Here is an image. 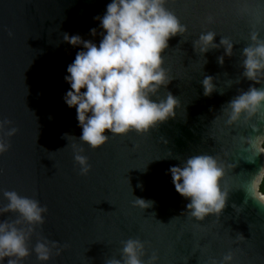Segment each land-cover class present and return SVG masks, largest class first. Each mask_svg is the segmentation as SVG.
<instances>
[{"label": "water", "instance_id": "95a60500", "mask_svg": "<svg viewBox=\"0 0 264 264\" xmlns=\"http://www.w3.org/2000/svg\"><path fill=\"white\" fill-rule=\"evenodd\" d=\"M110 2L0 0V120L12 121L0 132L10 144L0 154V206L8 203L4 191H16L47 207L44 223L34 226L28 242L31 254L20 264H105L121 258L122 241L129 238L145 242V264L153 252L156 264H211L213 259L220 264L230 251V264H264V205L251 198V178L264 167V153L255 148L257 137L264 140V110L247 120L242 115L232 125L221 111L241 91L264 88V77L256 83L242 75L250 32L264 38V0H166L187 31L169 40L163 66L172 81L151 98L158 101L171 92L180 104L176 116L146 134L107 132L108 141L93 149L79 141L76 108L64 101L70 90L67 67L84 49L64 42L63 34L99 45L103 30L94 18L102 17ZM207 31L217 33V44L222 36L230 38L233 55H224L223 47L199 55L193 41ZM222 55L221 66L217 57ZM204 76L215 77L223 95L204 96ZM12 127L16 134L4 135ZM65 133L77 139L67 140ZM72 143L84 148L81 154L91 166L87 175H80ZM205 153L224 166L221 183L229 196L218 219L209 215L196 221L169 169ZM137 197L154 204L135 207ZM233 204L243 210L235 211ZM17 215L5 213L0 220ZM41 239L58 242L61 254L53 249L48 261H39L33 249Z\"/></svg>", "mask_w": 264, "mask_h": 264}, {"label": "clouds", "instance_id": "9594fccd", "mask_svg": "<svg viewBox=\"0 0 264 264\" xmlns=\"http://www.w3.org/2000/svg\"><path fill=\"white\" fill-rule=\"evenodd\" d=\"M94 19L100 22L103 30L99 45L68 33L63 34V41L72 46L82 45L84 49L77 52L74 61L67 67L69 75L64 79L70 84V90L66 92L64 101L68 107L76 108L77 120L82 128L79 141L96 149L108 141L107 132L146 134L176 116L175 110L180 104L171 92L158 101L151 97L156 96L161 87L167 88L171 83L169 70L163 66L164 54L169 40L177 35L183 36L187 27L166 7V0H111L106 13ZM208 19L212 21L211 17ZM90 32L93 36L97 34L95 28ZM216 35L214 31L201 33L193 41L194 50L203 56L210 50L223 47L224 55L232 56L234 42L222 36L217 44L214 42ZM249 37L250 43L242 49V75L260 83V78L264 77V38L256 30L251 31ZM224 55L217 57L221 66ZM204 61L206 64L207 60ZM214 80L213 76H204L201 81L204 96H211L217 91L223 95L224 91L217 89ZM231 84L232 81H229V86ZM261 110H264V88L251 86L230 100L221 111L227 116L225 123L232 125L242 115L247 120ZM11 123L10 120H0V132ZM17 131L12 127L4 135L11 137ZM63 138L77 139L67 133ZM261 143L264 140L257 137V154L264 153ZM9 147L10 144L0 135V154L8 151ZM71 147L74 160L80 166V175H87L91 166L88 158L81 154L84 148L76 143H72ZM169 171L177 193L190 200L186 205L190 217L196 221H203L209 215L219 218L227 205L229 192L223 189L221 183L225 168L215 156L206 153L192 155L181 166H172ZM3 196L8 203L0 206V215H18L14 220H0V261L8 258L7 264H20L31 254L28 242L34 226L44 223L42 214L47 212V207H41L38 200L22 197L16 191H4ZM251 198L264 205V167L251 178ZM153 204V201L138 197L133 201V206L143 210ZM232 207L237 212L243 210L235 204ZM239 238L244 239L241 234H238ZM122 245L121 258H110L105 264H145L142 260L146 255L145 242L129 238L122 241ZM53 249H56L57 256L61 254L58 242L41 239L33 251L43 262L51 258ZM158 259L157 253L153 252L147 264H156ZM232 260L233 253L230 251L220 264H230ZM211 264L218 262L213 259Z\"/></svg>", "mask_w": 264, "mask_h": 264}, {"label": "trees", "instance_id": "16d2710c", "mask_svg": "<svg viewBox=\"0 0 264 264\" xmlns=\"http://www.w3.org/2000/svg\"><path fill=\"white\" fill-rule=\"evenodd\" d=\"M263 148H264V143L262 144Z\"/></svg>", "mask_w": 264, "mask_h": 264}]
</instances>
